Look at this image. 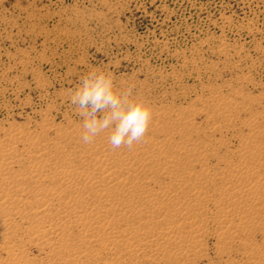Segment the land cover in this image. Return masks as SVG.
Masks as SVG:
<instances>
[{
  "label": "bare ground",
  "instance_id": "obj_1",
  "mask_svg": "<svg viewBox=\"0 0 264 264\" xmlns=\"http://www.w3.org/2000/svg\"><path fill=\"white\" fill-rule=\"evenodd\" d=\"M46 15L24 16L32 24ZM12 28L5 21L0 37ZM215 50L226 59L227 45ZM15 53L5 71L30 73L44 98L43 73L29 68V52ZM38 55L49 58L45 47ZM185 59L200 92L174 82L177 69L162 75L164 91L153 77L112 73L153 109L130 150L112 149L108 133L83 143L69 91H54L24 122L15 115L29 101L16 112L0 92V264H264V85L255 97L243 91L247 77L221 84L215 61ZM3 85L15 98L30 87L0 72Z\"/></svg>",
  "mask_w": 264,
  "mask_h": 264
},
{
  "label": "rangeland",
  "instance_id": "obj_2",
  "mask_svg": "<svg viewBox=\"0 0 264 264\" xmlns=\"http://www.w3.org/2000/svg\"><path fill=\"white\" fill-rule=\"evenodd\" d=\"M13 3L15 1L0 0V26L8 20L13 27V34L0 37V72L23 79L30 87L16 98L6 85L0 87V92H5L6 104H12L16 112L29 101L24 105V113L15 115L16 121H27V115H32L38 107L46 108L53 102L54 91L70 92L91 70L113 73L117 79L135 71L138 80L153 77L157 91H164L162 75L177 69L180 76L174 82L189 91L200 92L198 79L184 74L185 54L215 61L221 84L247 77L252 83L244 87L245 93L256 97L263 91L264 0H28L18 5ZM27 12L43 17L47 12V15L31 24L25 20ZM17 27L21 28L19 33H16ZM10 29L7 26V30ZM220 43L229 49L226 55L229 63L225 67L220 62L225 55L215 50ZM137 46L141 49L136 50ZM42 47L48 52V60L39 59ZM16 48L29 52V68L40 70L49 83L44 98H39L30 73H22L19 66L7 71L2 66L18 58ZM247 66L251 67L250 72L244 69ZM258 108L264 109V99L259 101ZM63 111L64 105L57 119ZM3 113L4 109H0V114ZM29 251L37 253L33 247Z\"/></svg>",
  "mask_w": 264,
  "mask_h": 264
},
{
  "label": "clouds",
  "instance_id": "obj_3",
  "mask_svg": "<svg viewBox=\"0 0 264 264\" xmlns=\"http://www.w3.org/2000/svg\"><path fill=\"white\" fill-rule=\"evenodd\" d=\"M68 102L82 120L81 139L91 144L108 133L112 149H132L142 142L153 121V109L132 87H119L110 72L91 70L69 92Z\"/></svg>",
  "mask_w": 264,
  "mask_h": 264
}]
</instances>
